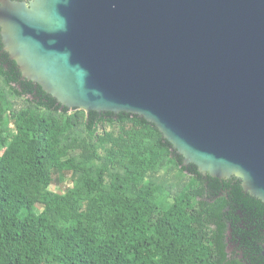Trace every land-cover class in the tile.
Returning <instances> with one entry per match:
<instances>
[{
  "label": "water",
  "instance_id": "obj_1",
  "mask_svg": "<svg viewBox=\"0 0 264 264\" xmlns=\"http://www.w3.org/2000/svg\"><path fill=\"white\" fill-rule=\"evenodd\" d=\"M1 4L22 77L61 110L138 115L185 166L264 204V0Z\"/></svg>",
  "mask_w": 264,
  "mask_h": 264
},
{
  "label": "trees",
  "instance_id": "obj_2",
  "mask_svg": "<svg viewBox=\"0 0 264 264\" xmlns=\"http://www.w3.org/2000/svg\"><path fill=\"white\" fill-rule=\"evenodd\" d=\"M20 76L0 67V264H244L228 260L226 235L245 225L238 212L264 204L238 180L185 166L138 115L69 114ZM167 164L188 178L168 205L146 183ZM60 173L72 174L65 194L49 190ZM236 235L251 247L245 229Z\"/></svg>",
  "mask_w": 264,
  "mask_h": 264
},
{
  "label": "flooded vegetation",
  "instance_id": "obj_3",
  "mask_svg": "<svg viewBox=\"0 0 264 264\" xmlns=\"http://www.w3.org/2000/svg\"><path fill=\"white\" fill-rule=\"evenodd\" d=\"M3 0H0V6ZM17 2H29L30 0H12ZM0 67L6 73L11 72L13 69L20 73V81H26L22 77L21 70L18 63L11 57V52L7 49L6 44L3 43L0 28ZM33 84V83H32ZM36 88L39 87L33 84ZM36 95V92L33 95ZM240 218L245 225H241L239 228H233L232 225L229 226L228 233L226 235V253L228 260L237 258L241 260L244 264H264V258L261 257L262 247L264 245V210L252 208H245L243 211L238 212ZM245 229L249 233L247 240L248 245L251 243V247L244 246V239L236 235L237 230ZM253 245V246H252ZM255 249V252L253 251ZM261 259V260H260Z\"/></svg>",
  "mask_w": 264,
  "mask_h": 264
},
{
  "label": "rangeland",
  "instance_id": "obj_4",
  "mask_svg": "<svg viewBox=\"0 0 264 264\" xmlns=\"http://www.w3.org/2000/svg\"><path fill=\"white\" fill-rule=\"evenodd\" d=\"M13 104L16 105L17 109L23 107V101L20 99H13ZM72 113L69 111V114ZM10 132L14 131V127L11 125ZM115 129V126L103 125L100 128L99 134H103L104 132H110ZM102 155L103 152H100ZM55 182L50 187V191L57 194H65L72 187V174L71 173H60L54 174ZM161 185L162 193L167 197V205L172 204L176 199L178 194L181 192L183 187L188 182V178L178 172L176 168L171 165L163 166L158 172L151 174L148 177L146 183H151ZM43 206L36 205L34 207L35 213L37 215L41 214L43 211Z\"/></svg>",
  "mask_w": 264,
  "mask_h": 264
}]
</instances>
